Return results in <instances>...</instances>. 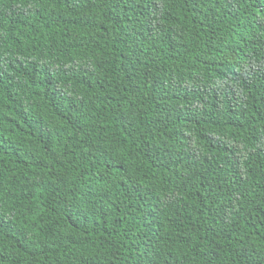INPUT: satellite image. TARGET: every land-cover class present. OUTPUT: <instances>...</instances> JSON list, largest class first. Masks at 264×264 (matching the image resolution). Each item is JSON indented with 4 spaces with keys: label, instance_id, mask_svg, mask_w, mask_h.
<instances>
[{
    "label": "trees",
    "instance_id": "trees-1",
    "mask_svg": "<svg viewBox=\"0 0 264 264\" xmlns=\"http://www.w3.org/2000/svg\"><path fill=\"white\" fill-rule=\"evenodd\" d=\"M0 264H264V0H0Z\"/></svg>",
    "mask_w": 264,
    "mask_h": 264
}]
</instances>
